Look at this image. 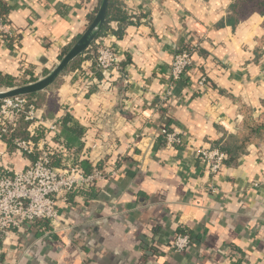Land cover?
Listing matches in <instances>:
<instances>
[{
	"label": "crops",
	"instance_id": "1",
	"mask_svg": "<svg viewBox=\"0 0 264 264\" xmlns=\"http://www.w3.org/2000/svg\"><path fill=\"white\" fill-rule=\"evenodd\" d=\"M3 2L0 74L16 86L51 72L100 4ZM234 3L114 0L115 17L80 66L36 93L34 119L16 123L37 149L69 145L106 177L58 200L60 226L43 221L0 238V264H264V143L216 175L198 153L233 141L243 111L264 114V17L233 23ZM101 44L118 50L117 70H96L88 51ZM188 44L199 46L193 66L170 89L173 56ZM165 131L182 142L168 147ZM13 138L0 140V171L22 170L38 155ZM56 155L62 161L63 151ZM182 230L192 242L177 252L171 244Z\"/></svg>",
	"mask_w": 264,
	"mask_h": 264
},
{
	"label": "built area",
	"instance_id": "2",
	"mask_svg": "<svg viewBox=\"0 0 264 264\" xmlns=\"http://www.w3.org/2000/svg\"><path fill=\"white\" fill-rule=\"evenodd\" d=\"M8 33L7 16H0V37H7ZM198 48V45L188 44L175 53L170 67V89L193 66V54ZM120 59L114 46L101 44L94 60L97 70L111 72L119 68ZM84 78L91 80L89 75ZM198 84L200 87L206 86L207 77H200ZM36 111L34 103L24 96L0 100V140L11 137L18 118L23 116L26 120H33ZM164 134L168 147L182 142L177 132L165 131ZM13 140L21 152L32 154L38 151V155L22 170L5 168L0 171V238L17 233L25 234L39 221H49L60 226L64 219L57 204L58 200L66 199L69 193L91 187L106 177L97 166L87 174L80 164L81 160L75 157L73 149L66 150L62 146H58V149H37L31 140L20 137H14ZM61 151L64 157L61 165L56 166L53 164V156ZM198 153L200 159L208 164L211 174L216 175L225 166L227 156L217 148L202 147ZM191 242L190 234H177L171 248L182 252Z\"/></svg>",
	"mask_w": 264,
	"mask_h": 264
},
{
	"label": "trees",
	"instance_id": "3",
	"mask_svg": "<svg viewBox=\"0 0 264 264\" xmlns=\"http://www.w3.org/2000/svg\"><path fill=\"white\" fill-rule=\"evenodd\" d=\"M98 7L95 9V11H93V14L90 17L91 21L94 18V15L98 10ZM113 9H114V0H110L107 21L115 17ZM232 11H233V16L231 18V21H233V23L246 20L255 13H258L264 17V0H235L234 5L232 6ZM7 12H8L7 4L3 2V0H0V16H5ZM4 39H6V37H4ZM7 40H9L8 37ZM68 50L69 49H67L66 52ZM88 52L89 55L95 59L96 51L93 48H91L89 49ZM81 60H82V55L76 58L74 61H72L65 71H69L77 66H80ZM15 86L16 84L13 82L12 76L0 74V89H8ZM36 95L37 94H31V95H25L24 97L28 98L30 102H33L32 100ZM243 113H244V120L241 129L234 138V140L227 144L224 142L223 143L220 142L218 145H215V147H213L221 150L226 154L227 159L225 160V164L239 157V155L242 154L250 144L260 145L264 143V114L260 116L259 119H255L248 111L245 110L243 111ZM23 118H24L23 116H21L20 119L18 118L19 119L18 123ZM12 136L20 137L22 139L27 138L24 135L21 136L18 130L16 129V127L12 132ZM68 147L69 145H65L64 149L68 150L69 149ZM61 163H62L61 158H58L57 155L53 156L54 165L60 166ZM80 164L87 174L91 173L90 171L92 169V165L88 161L81 160ZM40 222L43 221H39L38 223ZM186 233L188 232L182 230L180 231L179 234H186Z\"/></svg>",
	"mask_w": 264,
	"mask_h": 264
},
{
	"label": "water",
	"instance_id": "4",
	"mask_svg": "<svg viewBox=\"0 0 264 264\" xmlns=\"http://www.w3.org/2000/svg\"><path fill=\"white\" fill-rule=\"evenodd\" d=\"M110 0H101L100 5L90 25L85 32L78 37L75 43L61 58L58 65L43 78L34 82L8 88L0 91V100L36 94L51 86L56 79L67 69L72 61L79 57L89 46H91L102 32L107 20Z\"/></svg>",
	"mask_w": 264,
	"mask_h": 264
},
{
	"label": "rangeland",
	"instance_id": "5",
	"mask_svg": "<svg viewBox=\"0 0 264 264\" xmlns=\"http://www.w3.org/2000/svg\"><path fill=\"white\" fill-rule=\"evenodd\" d=\"M101 1V0H100ZM100 5V4H99ZM4 90H7V89H0V91H4Z\"/></svg>",
	"mask_w": 264,
	"mask_h": 264
}]
</instances>
